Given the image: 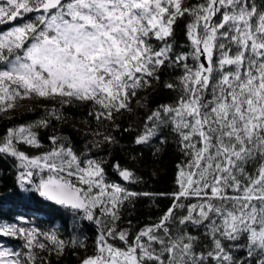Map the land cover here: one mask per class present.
<instances>
[{
  "label": "snow or ice",
  "instance_id": "snow-or-ice-1",
  "mask_svg": "<svg viewBox=\"0 0 264 264\" xmlns=\"http://www.w3.org/2000/svg\"><path fill=\"white\" fill-rule=\"evenodd\" d=\"M21 108L11 196L63 220L0 212V264H264V0H0V117ZM124 134L142 167L173 147L167 190L111 160Z\"/></svg>",
  "mask_w": 264,
  "mask_h": 264
},
{
  "label": "trees",
  "instance_id": "trees-1",
  "mask_svg": "<svg viewBox=\"0 0 264 264\" xmlns=\"http://www.w3.org/2000/svg\"><path fill=\"white\" fill-rule=\"evenodd\" d=\"M178 39H182L179 36L178 30ZM143 95V94H142ZM167 100V93L160 92L155 94L152 97V104L158 102H164ZM41 114L39 108L37 111H26L25 109L17 110L16 113L10 115L11 119L0 117V133H2L7 127H11L14 124H20L25 122H30L38 117ZM68 116V123L62 126V131L64 134L70 136L73 141L74 147L78 150H83L84 145L87 143L86 139L77 133L76 128L79 127L80 121L83 119L81 112L75 108L69 109L66 111ZM51 134V129L41 130L40 138L45 147L48 145L47 136ZM119 136V133L117 134ZM132 137L128 134H124L121 138L120 145L116 146L114 149H110L111 160H119L122 166L135 167L136 170L144 175L146 181H148V187L152 190L163 191L167 190L170 187L171 177L174 169V164L178 159L177 154L175 153L173 147L169 146L167 150L163 153L161 159H159L155 164L149 162V157L147 150H145V162H147V167H142L139 164H133L131 156L135 153L130 151H121L122 146L131 147L130 141ZM25 151H28L30 154L34 152L32 149L24 148ZM45 149H41L43 151ZM96 150H93L95 153ZM103 158H109L104 153H99ZM155 169L158 172V176L150 177L149 173ZM108 171L111 173V168H108ZM15 179V169L12 167L10 161H0V212L6 214L8 219H14L16 216H25L30 221H33L39 224L41 227L48 226L49 221H54L56 224H59L63 220L62 212L63 210H57L54 206H43V202H21L14 200L11 196L12 190L15 188L14 184ZM39 201V198H36ZM167 201H160L161 206L166 204ZM39 209V211L34 215L33 213ZM148 206L143 203H138L135 209V214L132 216L133 220L143 219L148 214ZM87 235L90 238H94V232L89 231ZM7 239V238H5ZM9 245L18 243L16 241H7ZM67 264H74V257H69Z\"/></svg>",
  "mask_w": 264,
  "mask_h": 264
},
{
  "label": "rangeland",
  "instance_id": "rangeland-1",
  "mask_svg": "<svg viewBox=\"0 0 264 264\" xmlns=\"http://www.w3.org/2000/svg\"><path fill=\"white\" fill-rule=\"evenodd\" d=\"M24 103H25L26 107H27V106H30L29 102L26 101V102H24ZM21 109H24V108H21ZM21 109H18V110H21ZM9 115H12V114H9Z\"/></svg>",
  "mask_w": 264,
  "mask_h": 264
}]
</instances>
